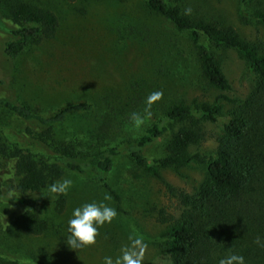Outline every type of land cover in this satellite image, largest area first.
Wrapping results in <instances>:
<instances>
[{
  "label": "rangeland",
  "instance_id": "obj_1",
  "mask_svg": "<svg viewBox=\"0 0 264 264\" xmlns=\"http://www.w3.org/2000/svg\"><path fill=\"white\" fill-rule=\"evenodd\" d=\"M19 0H0V98L24 103L49 116L69 103L86 101L93 109L73 112L57 125L55 136L81 153L116 145L123 151L114 169L83 176L66 169L57 181L67 195L63 212L55 210V194L47 189L48 230L30 235L14 217L24 211L14 186L15 169L0 158V264H171L161 247L168 223L159 210L178 216L179 199L165 183L135 164L124 149L159 121L172 101H216L220 95L245 99L256 75L235 49L210 46L230 81L220 91L203 78L195 47L171 23L150 12L145 0H23L53 10L59 18L56 35L31 42L17 59L4 53V43L18 26L11 9ZM184 13L221 26H234L249 41L264 43V0H180ZM209 46V44H208ZM225 114L207 122L220 132ZM169 132L147 147L160 156ZM27 123L0 104V145L19 143L54 156V146L28 134ZM41 129V128H39ZM212 138L192 151H209ZM204 165L162 169L177 189L193 192L206 175ZM111 189L116 192L115 196Z\"/></svg>",
  "mask_w": 264,
  "mask_h": 264
},
{
  "label": "trees",
  "instance_id": "obj_2",
  "mask_svg": "<svg viewBox=\"0 0 264 264\" xmlns=\"http://www.w3.org/2000/svg\"><path fill=\"white\" fill-rule=\"evenodd\" d=\"M180 0H145L147 9L168 20L175 32L195 47V57L203 78L220 91L231 84L210 46L232 48L254 71L256 81L245 99L220 95L216 101L193 99L172 101L163 117L124 150L135 164L162 180L176 196L182 211L178 216L159 210V220L168 223L161 233V247L171 264H264V43L244 39L232 25L221 26L183 12ZM258 16L264 21V13ZM18 24L11 28L12 38L4 43V53L17 59L31 42L53 38L59 27L57 14L30 1L19 0L11 9ZM209 44V46H208ZM229 119L220 132L210 133L207 122L225 114ZM0 104L27 123L34 140L54 146V156L19 143L0 145V158L15 169V190L24 211L13 222L23 232L42 235L49 228L45 217L47 189L55 194V210L63 212L67 195L57 185L66 169L83 176L97 175L104 184L122 149L116 145L81 153L71 143L59 140L55 128L73 112L93 109L91 103H69L44 116L24 103L0 98ZM179 123L166 141L160 156H150L147 147L169 132L167 122ZM41 128V129H39ZM215 141L209 151H192L207 139ZM194 163L207 172L193 192L177 189L162 174V169H179ZM108 188L109 185H105ZM116 195V192L111 189Z\"/></svg>",
  "mask_w": 264,
  "mask_h": 264
}]
</instances>
